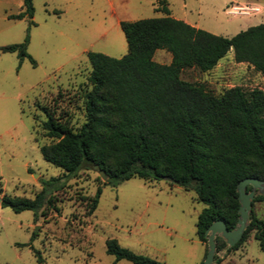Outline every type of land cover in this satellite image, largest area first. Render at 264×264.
Returning a JSON list of instances; mask_svg holds the SVG:
<instances>
[{"label": "rangeland", "instance_id": "obj_1", "mask_svg": "<svg viewBox=\"0 0 264 264\" xmlns=\"http://www.w3.org/2000/svg\"><path fill=\"white\" fill-rule=\"evenodd\" d=\"M31 2L29 22L25 15L6 17L21 9L22 0H0V44L20 41L27 29L26 51L34 59V64L27 57L18 63L15 52L0 51V195L33 197L44 186L52 198L35 210L14 211L0 204V264H136L125 258L113 260L105 251L108 237L161 264H201L206 237H196L194 222L203 203L192 188L168 177L131 176L110 185L92 166L67 174L40 154L38 145L53 140L43 134L42 109L73 129L81 123L83 93L90 86L85 51L123 54L121 19L163 15L155 8L164 4L173 17L229 36L264 22V0ZM243 4H257L260 9L232 8ZM152 58L168 62L170 53L158 47ZM180 77L201 83L212 93L234 84L264 91L260 72L245 61H235L231 48L212 68L183 67ZM96 186L100 187L97 202L88 211ZM251 208L264 219V198L253 200ZM214 253L218 259L213 264H264L252 229L236 247L225 243Z\"/></svg>", "mask_w": 264, "mask_h": 264}, {"label": "trees", "instance_id": "obj_2", "mask_svg": "<svg viewBox=\"0 0 264 264\" xmlns=\"http://www.w3.org/2000/svg\"><path fill=\"white\" fill-rule=\"evenodd\" d=\"M159 7L155 9L163 15L118 21L126 42L120 56L85 51L90 86L83 93L84 119L73 129L43 107V134L53 140L38 148L45 160L67 174L95 163L105 172L104 183L110 185L131 176L168 177L192 188L203 203L196 214L195 234L205 240L203 231L213 219H222L227 228L235 224L236 182L244 176L264 178V91L234 84L212 93L201 83L180 77V70L187 66L208 70L231 48L235 61L251 64L264 78V22L225 36L171 16L164 4ZM32 11L31 0H22L21 9L7 16L25 15L31 22ZM27 40L26 29L20 41L0 44V51L15 52L18 63L27 57L34 64L26 51ZM158 47L170 53L168 62L152 58ZM99 192L96 186L88 211ZM51 198L42 186L33 197L2 193L0 204L14 211L35 210ZM262 198L264 194H255L251 204ZM251 229L264 253V219L252 208L241 236L228 247H236ZM214 240L215 250L225 244L217 234ZM105 251L113 260L161 264L120 245L114 237L105 239ZM217 259L213 253L212 262Z\"/></svg>", "mask_w": 264, "mask_h": 264}, {"label": "water", "instance_id": "obj_3", "mask_svg": "<svg viewBox=\"0 0 264 264\" xmlns=\"http://www.w3.org/2000/svg\"><path fill=\"white\" fill-rule=\"evenodd\" d=\"M97 173L104 179L105 172L97 166L92 165ZM249 184L250 188L246 189ZM236 198L238 206L236 208L238 214L235 224L231 228H227L224 221L220 218L210 221L204 229L206 236V250L202 258L201 264H212V257L215 250L214 235L218 234L228 245L233 244L242 234L247 222L249 221V211L251 209V200L255 194H264V178L256 176H244L235 184Z\"/></svg>", "mask_w": 264, "mask_h": 264}, {"label": "built area", "instance_id": "obj_4", "mask_svg": "<svg viewBox=\"0 0 264 264\" xmlns=\"http://www.w3.org/2000/svg\"><path fill=\"white\" fill-rule=\"evenodd\" d=\"M232 8L237 9V8H243V9H251V10H257V7L255 5H250V4H243L241 6L234 5ZM243 11H248V10H243Z\"/></svg>", "mask_w": 264, "mask_h": 264}, {"label": "crops", "instance_id": "obj_5", "mask_svg": "<svg viewBox=\"0 0 264 264\" xmlns=\"http://www.w3.org/2000/svg\"><path fill=\"white\" fill-rule=\"evenodd\" d=\"M256 7H257V9H260V6L259 5H257V4H254ZM2 17H4V15H1V18ZM6 17H8V16H6ZM0 26H1V24H0ZM2 30V27H0V31Z\"/></svg>", "mask_w": 264, "mask_h": 264}]
</instances>
